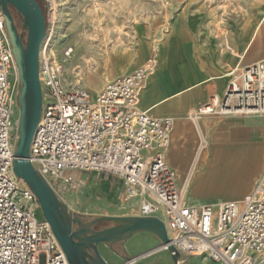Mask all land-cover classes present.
<instances>
[{"label": "built area", "instance_id": "obj_1", "mask_svg": "<svg viewBox=\"0 0 264 264\" xmlns=\"http://www.w3.org/2000/svg\"><path fill=\"white\" fill-rule=\"evenodd\" d=\"M46 1L53 11L52 0ZM47 39L48 30L43 42ZM41 50L43 110L29 157L38 174L53 188L50 176L63 180V189L74 193L82 188L75 172L118 177L125 199L140 200L138 217L159 218L163 210L166 221L159 219L181 255L179 264H185L184 256L212 264H264V172L241 200L203 205L187 201L186 189L179 187L166 159L174 119L156 118L139 107L157 64L155 56L92 98L80 86L65 85L63 66ZM74 53L75 46L67 45L62 56L68 61ZM20 87L0 7V264H70L50 224L43 214L38 217L42 210L37 197L13 170ZM213 115L264 116V60L243 69L223 97H212L192 119ZM160 247L170 258L175 255L168 245Z\"/></svg>", "mask_w": 264, "mask_h": 264}, {"label": "rangeland", "instance_id": "obj_2", "mask_svg": "<svg viewBox=\"0 0 264 264\" xmlns=\"http://www.w3.org/2000/svg\"><path fill=\"white\" fill-rule=\"evenodd\" d=\"M40 2L45 11L47 30L51 35L46 44L57 43V62L63 66L62 81L68 86H76L78 83L77 86L89 90L92 95L105 89L118 77L143 66L151 56L159 55L160 50L168 46L170 39L179 35L182 23L190 38L192 33L197 36L198 44H203L207 37L223 43L227 31L240 18L252 22L255 16L263 23L255 34L254 43L245 59L249 60L253 54L264 53V0H52L53 11L48 1ZM67 45L75 46V53L64 64L61 54ZM223 46L226 51L227 46ZM124 54L129 55L130 61L120 71L117 59ZM255 60L249 61L254 63ZM242 69L241 66L231 76L232 80L240 76ZM226 146L230 147L229 144ZM198 168L201 170L202 164H198ZM224 170L218 164L204 169L201 181L208 186H204V194L205 200L211 202L209 204L241 200L233 198L235 192L229 188L218 192L215 190V183L223 176ZM263 172L264 165L262 174ZM102 176H99L100 180ZM48 180L55 187L57 196L64 199L71 210L80 212L75 214L86 220L102 216L135 217L139 214L140 200H126L124 189L118 192V189L111 187L106 197L101 194L95 196L90 191L85 193L84 189L78 193V200L75 193H71L68 200L63 189L65 182L51 176ZM114 183H119L118 177L112 179L111 184ZM159 214L166 221L163 210ZM38 217L43 218L42 212ZM153 236L160 241L154 234L146 232H140L135 238L145 241L144 238L147 237L152 242ZM150 244L147 251H130L133 255L131 259L123 261L113 260L114 256L108 252L106 261L108 264H172V260L171 263L164 261L168 256L167 251L157 247L154 242ZM103 247L106 248L99 245L101 254ZM188 258L194 257L184 256V260Z\"/></svg>", "mask_w": 264, "mask_h": 264}, {"label": "crops", "instance_id": "obj_3", "mask_svg": "<svg viewBox=\"0 0 264 264\" xmlns=\"http://www.w3.org/2000/svg\"><path fill=\"white\" fill-rule=\"evenodd\" d=\"M253 18L252 22L240 18L227 31L223 43L207 37L203 44H198L197 36L192 33L190 38L185 24L182 23L179 35L170 39L168 46L162 48L160 54L156 56V67L148 76L145 89L140 96L141 110L149 111L159 119H174L166 159L177 174L179 187L186 189L187 201L190 204L211 203L205 200L204 186H208L201 181L204 169L208 166L218 164L221 170L225 169L223 176L215 183V190L218 192L220 189L229 188L235 192L232 197L236 199H242L250 194L262 176L264 117L213 115L203 116L198 120L192 119V115L207 105L212 97L224 96L232 82L230 73L238 72L241 66L245 69L264 60V53L251 55L249 60L256 59L254 63L245 59L254 43V36L263 23L257 17ZM223 45L227 46L226 51ZM129 61L130 57L127 54L119 57L118 69L124 70L125 64H129ZM228 144L230 147L226 146ZM205 145L208 148L199 160V164H202L199 170L198 151ZM102 175L103 178L100 180L101 175L97 173H73L82 185L81 190L75 193L77 200L78 193L84 189L85 193L90 191L95 193V196L101 194L105 197L110 193L111 187L118 189V192L123 189L120 180L118 184H111L114 177ZM64 191L69 200V196L74 192ZM72 211L80 213L77 210ZM158 217L164 220L160 214ZM137 234L114 248L101 243L106 246L102 249V257H107L110 252L114 256L113 260L123 261L131 259L133 255L130 251L149 250L152 242L157 247L161 246V241H157L154 236L150 242L147 237L144 238L145 241L135 238ZM167 255L164 261L171 263V258L169 254ZM185 260V264H212L197 257Z\"/></svg>", "mask_w": 264, "mask_h": 264}, {"label": "water", "instance_id": "obj_4", "mask_svg": "<svg viewBox=\"0 0 264 264\" xmlns=\"http://www.w3.org/2000/svg\"><path fill=\"white\" fill-rule=\"evenodd\" d=\"M5 27L10 37L18 66L21 87L18 107L15 175L32 190L41 206L44 219L50 224L70 264H108L99 251V245L127 241L138 232H149L157 236L169 251L167 228L157 217H98L97 221H113L116 227L93 231V223H86L78 214L68 211L67 206L57 200L54 188L44 179L29 161L31 143L43 110V91L39 80V57L46 36L47 22L43 9L36 0H0ZM15 9L23 23L22 31L11 9ZM181 255L175 251L172 264H179Z\"/></svg>", "mask_w": 264, "mask_h": 264}, {"label": "bare ground", "instance_id": "obj_5", "mask_svg": "<svg viewBox=\"0 0 264 264\" xmlns=\"http://www.w3.org/2000/svg\"><path fill=\"white\" fill-rule=\"evenodd\" d=\"M48 42V39L44 42V44H43V46H42V54L44 55H47L48 57H51V59L55 62V63H58L57 61V59H58V54L56 53V49H57V43L55 44H51V45H47L46 43ZM62 55V54H61ZM61 59H62V62L65 64V63H67V60L66 59H64L63 58V56H61ZM235 74V72H232V73H230V77L231 76H233ZM77 85H78V83H77ZM98 93H96L95 95H92V94H90L91 96H92V98H95L96 97V95H97ZM15 117H17V112H16V116ZM201 134V133H200ZM205 140V139H204ZM201 144V143H200ZM208 147H207V145H205L202 149H200V151H198V156H197V165L199 164V160L201 159V156H202V154H203V152L204 151H206V149H207ZM195 166V165H194ZM135 199H137V198H132V200H135ZM57 200H59V201H61V202H63L66 206H67V209H68V211H70V212H73L71 209H70V207L66 204V202L64 201V200H62V199H60L58 196H57ZM75 213V212H74Z\"/></svg>", "mask_w": 264, "mask_h": 264}, {"label": "flooded vegetation", "instance_id": "obj_6", "mask_svg": "<svg viewBox=\"0 0 264 264\" xmlns=\"http://www.w3.org/2000/svg\"><path fill=\"white\" fill-rule=\"evenodd\" d=\"M80 218L84 219V221L86 223H93V225L91 226V229L93 231H102V230H106V229H110V228L116 227L118 225L117 223H115L113 221H97V222H95V220L97 218H90L88 220H86L82 216H80ZM121 243H123V242H121ZM119 244L120 243H112V244H109V246L114 248L115 246H117Z\"/></svg>", "mask_w": 264, "mask_h": 264}, {"label": "trees", "instance_id": "obj_7", "mask_svg": "<svg viewBox=\"0 0 264 264\" xmlns=\"http://www.w3.org/2000/svg\"><path fill=\"white\" fill-rule=\"evenodd\" d=\"M39 4H40V6H41V2H40V0H36ZM42 7V6H41ZM12 10V13H13V15H14V18H15V20H16V22H17V24H18V27H19V30L20 31H22V26H23V23H22V21H21V18H20V15L17 13V11L15 10V9H11ZM43 12H44V15H45V11L43 10ZM46 17V16H45Z\"/></svg>", "mask_w": 264, "mask_h": 264}]
</instances>
